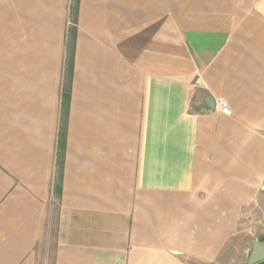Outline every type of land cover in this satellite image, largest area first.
<instances>
[{
	"label": "crops",
	"instance_id": "crops-1",
	"mask_svg": "<svg viewBox=\"0 0 264 264\" xmlns=\"http://www.w3.org/2000/svg\"><path fill=\"white\" fill-rule=\"evenodd\" d=\"M50 238V264H247L264 0H0V264Z\"/></svg>",
	"mask_w": 264,
	"mask_h": 264
},
{
	"label": "water",
	"instance_id": "water-1",
	"mask_svg": "<svg viewBox=\"0 0 264 264\" xmlns=\"http://www.w3.org/2000/svg\"><path fill=\"white\" fill-rule=\"evenodd\" d=\"M210 107L214 106V99H207ZM264 260V238L261 241L255 242L252 251L248 257L247 264H256Z\"/></svg>",
	"mask_w": 264,
	"mask_h": 264
},
{
	"label": "rangeland",
	"instance_id": "rangeland-1",
	"mask_svg": "<svg viewBox=\"0 0 264 264\" xmlns=\"http://www.w3.org/2000/svg\"><path fill=\"white\" fill-rule=\"evenodd\" d=\"M53 238H50L46 242L45 252L39 254V264H50L53 252Z\"/></svg>",
	"mask_w": 264,
	"mask_h": 264
},
{
	"label": "trees",
	"instance_id": "trees-1",
	"mask_svg": "<svg viewBox=\"0 0 264 264\" xmlns=\"http://www.w3.org/2000/svg\"><path fill=\"white\" fill-rule=\"evenodd\" d=\"M69 72H71V69L69 68ZM67 100H68V96L65 94L63 95V101H62V107H63V114L67 111ZM60 143H59V152L58 154L59 155H62V148H63V137L61 136L60 139H59ZM264 263V261L258 263V264H262Z\"/></svg>",
	"mask_w": 264,
	"mask_h": 264
},
{
	"label": "built area",
	"instance_id": "built-area-1",
	"mask_svg": "<svg viewBox=\"0 0 264 264\" xmlns=\"http://www.w3.org/2000/svg\"><path fill=\"white\" fill-rule=\"evenodd\" d=\"M217 104H218L220 110H221L223 113H225V114H229V113H230V110H229V108L227 107L226 102H225L224 100H222V99L218 100Z\"/></svg>",
	"mask_w": 264,
	"mask_h": 264
}]
</instances>
